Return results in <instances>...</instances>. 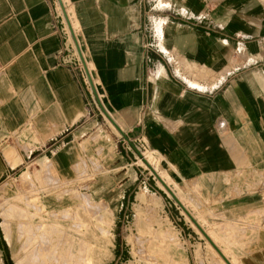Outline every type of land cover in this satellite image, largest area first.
Wrapping results in <instances>:
<instances>
[{"label": "crops", "instance_id": "crops-1", "mask_svg": "<svg viewBox=\"0 0 264 264\" xmlns=\"http://www.w3.org/2000/svg\"><path fill=\"white\" fill-rule=\"evenodd\" d=\"M68 1L109 122L142 140L199 207L228 222L262 218L264 188L245 187L242 173L264 168V1ZM60 18L55 0H0V179L43 151L52 157L38 175L72 180L75 140L99 124L64 63Z\"/></svg>", "mask_w": 264, "mask_h": 264}, {"label": "rangeland", "instance_id": "rangeland-1", "mask_svg": "<svg viewBox=\"0 0 264 264\" xmlns=\"http://www.w3.org/2000/svg\"><path fill=\"white\" fill-rule=\"evenodd\" d=\"M166 1L162 3L156 0L159 7L169 6L171 0ZM55 3L66 27L58 8L59 3L56 0ZM62 3L69 24L75 31L74 24L77 21L72 6L68 0H62ZM102 114L96 109L95 112L91 110V116L98 117L99 124L75 140L81 158L72 167V180L53 178L51 182L49 178L52 174L39 176L41 163L47 157H52L49 152L43 151L27 159L17 174L5 175L0 179V234L4 240V244L0 241L2 264L7 263L4 246L12 262L10 264H26L30 250L33 249V253L43 247H46L43 251L46 250L47 258L55 250L52 248H56V252L49 255L59 258V264H65L66 260L67 264H85V261L86 264H226L217 251L224 252L233 264H241V260L247 264H264V257L258 251V234L264 232V213L261 214L262 218L258 214L245 221L228 222L227 216L199 207L185 193L186 188H182L173 175L159 165L156 155L142 140L147 151L142 143L130 141L118 127L122 126L119 120L110 119L115 122L114 128L107 115ZM65 153L75 157L76 150L73 146L66 147ZM164 172L166 180L170 181L169 185L165 184L175 195L160 180ZM242 174L245 177L244 186L248 189L253 190L255 186L264 188V168L258 172L244 171ZM247 174L259 176L254 175L255 179H251ZM105 176L109 177L107 181ZM141 194L146 195V204L140 203L138 197ZM77 206L82 208L83 216L79 217L76 213ZM83 220L88 224H81ZM89 228L108 239L105 250L96 258H91L87 249ZM36 229L43 230L37 233ZM45 237L49 241L45 239L44 243ZM28 238L32 242H27ZM155 241H166V247L169 248L160 250L155 247ZM83 245L87 246L84 248ZM80 253L85 254L81 256L82 259ZM54 258L49 259H53L56 264Z\"/></svg>", "mask_w": 264, "mask_h": 264}, {"label": "bare ground", "instance_id": "bare-ground-1", "mask_svg": "<svg viewBox=\"0 0 264 264\" xmlns=\"http://www.w3.org/2000/svg\"><path fill=\"white\" fill-rule=\"evenodd\" d=\"M60 1H61V3H62V0H60ZM62 5H63V3H62ZM63 6H64V5H63ZM64 9H65V8H64ZM63 11H64V10H63ZM64 14H65V13H64ZM65 15H66V14H65ZM68 22H69V21H68ZM70 25H71V24H70ZM74 25H76V26H75V31H76V30L78 29V27H79V26H78L79 24L76 22ZM75 31H74V32H75ZM76 32H77V31H76ZM75 34H76V33H75ZM80 45H81V47H82V43H81V42H80ZM164 174H165V175H164ZM166 177H167V175H166V173L164 172V173H162V179L160 178V180L163 182L164 185H166V184L169 185V184H170V181H167V180H166ZM165 183H166V184H165ZM167 185H166V187H168ZM28 186H29V185H28ZM26 188H27V187H26ZM168 188H169V187H168ZM169 189H170V188H169ZM170 191L172 192L171 189H170ZM26 192H27V191H26ZM30 193H31V192H30ZM172 193H173V192H172ZM173 194H174V193H173ZM28 195H29V194H28ZM174 195H175V194H174ZM71 196H72V195H71ZM138 198H139V201H140L141 204H146V203H147V197H146L145 194H141ZM27 199H28V198H27ZM20 200H21V199H20ZM37 200H38V199H37ZM21 202H22V201H21ZM23 203H24V202H23ZM33 204H34V203H33ZM33 204H32V206H33ZM63 204H64V203H63ZM27 205H28V204H27ZM27 205H26V206H27ZM30 205H31V204H30ZM64 205H65V204H64ZM91 206H92V205H91ZM141 206H143V205H141ZM73 207H74V206H73ZM77 207H78V209H77L78 212H76V211H77V210H76V211H73L72 213L76 212V213H78L79 217H80V216H83V214H82V212H83L82 208L79 207V206H77ZM38 208H39V207H38ZM70 208H71V207H70ZM95 208H96V207H95ZM95 208H94V209H95ZM34 209H35V206H34ZM68 209H69V208H68ZM71 209H72V208H71ZM89 209H90V208H89ZM95 210H96V209H95ZM37 211H38V210H37ZM84 211H85V210H84ZM21 212H22V211H21ZM85 212H86V211H85ZM85 212H84V213H85ZM17 213H18V212H17ZM31 213H32V212H31ZM43 213H44V212H43ZM86 213H87V212H86ZM90 213H91V212H90ZM96 213H98V211H97ZM51 214H52V213H51ZM53 214H54V213H53ZM55 214H56V213H55ZM25 215H26V214H25ZM28 215H29V214H28ZM78 215H77V216H78ZM85 215H86V214H85ZM31 216H32V215H31ZM62 216H63V215H62ZM69 216H70V215H69ZM74 216H75V215H74ZM71 217H72V216H71ZM75 217H76V216H75ZM88 217H89V216H88ZM50 218H51V217H50ZM60 218H62V217H60ZM60 218H59V219H60ZM68 218H69V217H68ZM9 219H10V218H9ZM19 219H20V218H19ZM65 219H67V218H65ZM50 220H51V219H50ZM75 220H76V218H75ZM79 220H81V219H79ZM83 221H84V220H83ZM105 222H106V221H105ZM82 223H83V225L88 224L87 221L81 222V224H82ZM19 224H20V223H19ZM74 224H76V223H74ZM77 224H79V223H77ZM81 224H80V226H81ZM89 224H92V223H89ZM106 224H107V223H106ZM50 225H51V224H49V226H50ZM57 225H59V224H57ZM22 226H23V225H22ZM47 226H48V225H47ZM24 227H25V226H24ZM29 227H30V226H29ZM39 227H40V226H39ZM60 227H61V226H60ZM77 227H79V225H77ZM81 227H82V226H81ZM84 227H85V226H84ZM89 227H90V226H89ZM18 228H19V226H18ZM25 228H26V227H25ZM33 228H34V227H33ZM35 228H37V227H35ZM50 228H51V227H50ZM86 228H88V227L86 226ZM86 228H85V229H86ZM55 229H56V227H55ZM55 229H54V230H55ZM91 229H92V228H89V229H88L89 241H88V244H87V245H88V248H87V249H88V252H89L90 257H91V258H96V257H98V255H99L102 251L105 250V247L108 245V243H107V242H108V239H105V236L100 237L98 233H96L94 230H91ZM98 229L101 231L100 228H98ZM202 229H203V228H202ZM39 230H43V229H39ZM39 230H38V231H39ZM51 230H52V229H51ZM18 231H19V230H18ZM26 231H27V230H26ZM26 231H25V232H26ZM36 231H37V229H36ZM38 231H37V233H38ZM80 231H82V229H81ZM106 231H107V229H106ZM19 232H20V231H19ZM25 232H24V233H25ZM42 232H43V231H42ZM58 232H59V231H58ZM73 232H74V231H73ZM75 232L78 233V231H75ZM101 232L104 233L105 230H104V231H101ZM108 232H109V231H108ZM108 232H107V233H108ZM64 233H65V232H64ZM82 233H83V232H82ZM82 233H81V235H83ZM103 233H101V234H103ZM34 234H35V233H34ZM34 234H33V235H34ZM42 234H43V233H42ZM108 234H109V233H108ZM31 235H32V233H31ZM36 235H39V234H36ZM36 235H34V236H36ZM46 235H47V233H46ZM46 235H45V236H46ZM51 235H52V233H51ZM55 235H56V234H55ZM103 235H105V234H103ZM40 236H41V234H40ZM49 236H50V235H49ZM56 236H57V235H56ZM22 237H23V236H22ZM37 237H38V236H37ZM37 237H36V238H37ZM41 237H44V236H41ZM50 237H51V236H50ZM82 237H83V236H82ZM18 238H19V237H18ZM29 238H30V237H29ZM29 238H28V241H27V242H29V241H30L31 239H33V238L35 239V237H33V238L31 237L30 240H29ZM38 238H40V237H38ZM38 238H37V239H38ZM47 238H48V237H47ZM62 238H63V237H62ZM77 238H78V237H77ZM83 238H84V237H83ZM155 238H156V237H155ZM45 239H46V237L44 238V240L41 239L40 241L43 240L44 243H45V242H46ZM48 239H49V238H48ZM48 239H46V240H48ZM55 239L58 240L57 237H56ZM55 239H54V240H55ZM84 240H85V239H84ZM86 240H87V239H86ZM38 241H39V240H38ZM38 241H37V242H38ZM48 241H49V240H48ZM48 241H47V242H48ZM50 241H51V239H50ZM30 242H32V241H30ZM30 242H29V243H30ZM39 243H42V242H39ZM44 243H43V244H44ZM56 243H57V242H56ZM24 244H25V243H24ZM35 244H36V243H35ZM43 244H41L40 246L42 247ZM46 244H47V243H46ZM46 244H45V245H46ZM48 244L50 245V242H48ZM48 244H47V245H48ZM82 244H83V243H82ZM36 245H37V244H36ZM47 245H46V246H47ZM49 245H48V246H49ZM51 245H53V244H51ZM87 245H85V246H87ZM154 245H155L156 248H158V249H160V250H166V249L169 248V247H168V248L166 247V246H168L166 241H162V242L155 241V242H154ZM21 246H22V245H21ZM83 246H84V245H83ZM85 246H84V248H85ZM24 247H25V246H24ZM34 247H35V246H34ZM34 247H33V248H34ZM36 247H37V246H36ZM54 247H55V246H54ZM57 247H58V249H59L60 246L58 245ZM37 248H39V247H37ZM49 248L51 249V246H50ZM49 248H47V249H49ZM71 248H72V245H71ZM80 248H81V247H80ZM84 248H82V249H84ZM27 249H28V247H27ZM34 249H35V248H34ZM44 249H46V247H45V248L43 247V249L40 248L39 251H40V250L43 251ZM50 249H49V250H50ZM52 249H55V250H56V248H52ZM52 249H51V250H52ZM214 249H215V248H214ZM21 250H22V249H21ZM32 250H33V249H31L30 252L28 253L29 255H28L27 257H29V259H28V261H27L26 264H54V260H53V259H49V258H54V257H55V256H54V257H52V256L50 257V255H52L51 252H53V254H54V251H55V250H54V251H51V250H50V251H51L50 253L48 252V253L50 254V255L48 254V256H49L48 258H47V256H46V254H47V253L45 252L46 250L43 251V252H41V251L39 252V251H37V250L35 249L36 251H33V253H31ZM27 251H29V250H27ZM86 251H87V250H86ZM137 251H138V250H137ZM216 251H217V250H216ZM55 252H56V251H55ZM58 252H59V251H58ZM86 253H87V252H86ZM217 253L221 256V258L224 260V262H225L226 264H231V263H232V262H230V261L228 260V258H226L227 256L224 254V252H220V253H219V252L217 251ZM55 254H56V256H57V253H55ZM80 254H82V253H80ZM84 255H85V254H84ZM84 255H83V254L80 255V259H82L81 256H84ZM134 255H136V254H134ZM136 256H137V255H136ZM60 257H61V256H60ZM86 257H87V254H86ZM86 257H85V258H86ZM134 257H135V256H134ZM143 257H144V256H143ZM55 258H56V257H55ZM55 258H54V259H55ZM61 258H62V257H61ZM69 258H70V257H69ZM87 258H88V257H87ZM87 258H86V259H87ZM152 258H153V257H152ZM164 258H165V257H164ZM56 259H57V258H56ZM56 259H55V263L57 262L56 264H59V260H58L59 258H58L57 260H56ZM70 259H71V258H70ZM83 259H84V258H83ZM86 259H85V260H86ZM89 259H90V258H89ZM61 260H62V259H61ZM65 260H66V259H65ZM78 260H79V259H78ZM81 261H82V260H81ZM81 261H78V263H79V262H80V263L83 262V261H82V262H81ZM87 261H88V259H87ZM226 261H227V262H226ZM89 262H90V261H89ZM89 262H87V263H89ZM63 264H64V263H63ZM65 264H67V260H66V263H65ZM71 264H72V263H71ZM82 264H84V262H83ZM85 264H86V261H85ZM97 264H101V263L97 262ZM154 264H157V263L155 262ZM232 264H233V263H232Z\"/></svg>", "mask_w": 264, "mask_h": 264}, {"label": "built area", "instance_id": "built-area-1", "mask_svg": "<svg viewBox=\"0 0 264 264\" xmlns=\"http://www.w3.org/2000/svg\"><path fill=\"white\" fill-rule=\"evenodd\" d=\"M56 1L59 4H61L60 0H56ZM61 7H62V4H61ZM63 15H65V14L63 13ZM64 19H65V23H66V27L63 25L64 26V34L66 36L65 50L68 54V56H66L64 59V63L72 66L74 68V70L79 74V76H80V78H81V80L85 86V89L87 91V94H88L87 105L90 108H92V110L94 112L96 109L101 114L103 112V114L105 115V114H107V111L103 105L101 96L97 90L96 81L92 75L91 68L88 65V63L86 62V60H85V58L81 52V49H80V46H79V43H78V40H77V37H76L74 30L72 29L69 22L68 21L66 22V16ZM68 26L71 30V34L67 30ZM136 141L142 143L139 138L136 139ZM143 148H144V150L147 151L145 145L143 146Z\"/></svg>", "mask_w": 264, "mask_h": 264}, {"label": "trees", "instance_id": "trees-1", "mask_svg": "<svg viewBox=\"0 0 264 264\" xmlns=\"http://www.w3.org/2000/svg\"><path fill=\"white\" fill-rule=\"evenodd\" d=\"M0 241H2V243L4 244V240L1 238V234H0ZM4 251H5V253H6V256H5V259H6V264H10V263H12L11 262V260H10V258L8 257V255H7V250H6V247L4 246Z\"/></svg>", "mask_w": 264, "mask_h": 264}]
</instances>
